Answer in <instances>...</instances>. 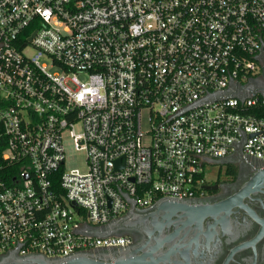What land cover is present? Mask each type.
<instances>
[{"label":"built area","instance_id":"1","mask_svg":"<svg viewBox=\"0 0 264 264\" xmlns=\"http://www.w3.org/2000/svg\"><path fill=\"white\" fill-rule=\"evenodd\" d=\"M229 156L264 161V0H0V256L125 247L85 227Z\"/></svg>","mask_w":264,"mask_h":264},{"label":"water","instance_id":"2","mask_svg":"<svg viewBox=\"0 0 264 264\" xmlns=\"http://www.w3.org/2000/svg\"><path fill=\"white\" fill-rule=\"evenodd\" d=\"M221 160L210 159L224 163ZM126 198L131 202L126 215L102 226H86L85 232L97 237L134 232L144 238L138 245L81 251L57 258L41 253L20 255L13 250L0 256V264H205L222 249L217 224H236L230 217L232 212L225 207L227 201L211 204L199 198L161 197L151 206L138 208L134 199L128 195ZM209 216L214 218L213 223ZM164 244L171 247L163 251ZM173 253L182 259H171L169 255Z\"/></svg>","mask_w":264,"mask_h":264},{"label":"flooded vegetation","instance_id":"3","mask_svg":"<svg viewBox=\"0 0 264 264\" xmlns=\"http://www.w3.org/2000/svg\"><path fill=\"white\" fill-rule=\"evenodd\" d=\"M221 161L224 163H212L213 168L218 166V174L199 199L211 204L227 201L225 207L232 212L230 217L236 224H217L222 249L214 260L205 264H264V161L234 156ZM223 170L225 177H222ZM208 220L214 222L213 217L209 216ZM122 233L131 238L125 247L136 246L144 239L134 232ZM170 247L171 244H164L161 250L167 251ZM169 257L182 259L178 253Z\"/></svg>","mask_w":264,"mask_h":264},{"label":"rangeland","instance_id":"4","mask_svg":"<svg viewBox=\"0 0 264 264\" xmlns=\"http://www.w3.org/2000/svg\"><path fill=\"white\" fill-rule=\"evenodd\" d=\"M66 155H67V168L71 169V168H80V169H85L86 168V157H85V153L83 151H77L72 139H67L66 140ZM207 173L209 175L210 178H214L216 177V175L218 174L219 168L218 166H213L209 165L208 169H207ZM225 171H222V177H225Z\"/></svg>","mask_w":264,"mask_h":264}]
</instances>
